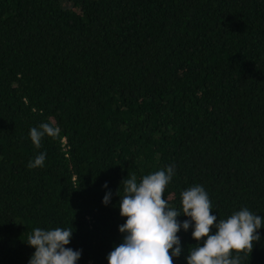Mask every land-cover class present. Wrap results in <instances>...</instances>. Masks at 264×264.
I'll return each instance as SVG.
<instances>
[{
	"label": "trees",
	"instance_id": "obj_1",
	"mask_svg": "<svg viewBox=\"0 0 264 264\" xmlns=\"http://www.w3.org/2000/svg\"><path fill=\"white\" fill-rule=\"evenodd\" d=\"M42 123L61 131L36 148ZM169 166L170 208L200 185L217 222L264 218V0H0V264H29V234L58 227L77 264H108L122 181ZM193 230L173 264L202 246ZM257 231L241 264H264Z\"/></svg>",
	"mask_w": 264,
	"mask_h": 264
},
{
	"label": "clouds",
	"instance_id": "obj_2",
	"mask_svg": "<svg viewBox=\"0 0 264 264\" xmlns=\"http://www.w3.org/2000/svg\"><path fill=\"white\" fill-rule=\"evenodd\" d=\"M60 131L58 126L42 123L31 129L30 137L35 147L40 148L42 138H56ZM45 158L46 153L39 154L28 167H43ZM174 174V167L169 166L145 175L139 183L134 174L122 181L124 195L120 194V188L117 195L122 197L120 215L127 218L119 227L124 238L108 254V264H173V257L178 258L182 252L177 233L181 227L188 231L193 222L192 237L198 242L203 240V244L189 249L187 264H241L244 257L240 253L251 254L254 242L260 240L257 230L264 226V218L243 208L217 222V216L211 214L208 193L203 186L196 185L181 193L182 214L190 217L181 223L177 220L181 212L170 208L168 199L163 198ZM111 197V191L107 192L103 203L108 205ZM72 235L71 229L59 227L34 229L26 242L35 248L29 264H77L82 250L66 247Z\"/></svg>",
	"mask_w": 264,
	"mask_h": 264
}]
</instances>
